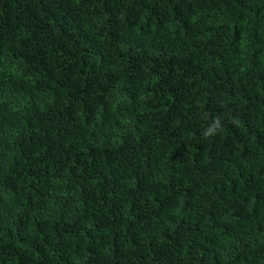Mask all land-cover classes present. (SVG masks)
Instances as JSON below:
<instances>
[{"label": "trees", "instance_id": "obj_1", "mask_svg": "<svg viewBox=\"0 0 264 264\" xmlns=\"http://www.w3.org/2000/svg\"><path fill=\"white\" fill-rule=\"evenodd\" d=\"M0 264H264V0H0Z\"/></svg>", "mask_w": 264, "mask_h": 264}, {"label": "clouds", "instance_id": "obj_2", "mask_svg": "<svg viewBox=\"0 0 264 264\" xmlns=\"http://www.w3.org/2000/svg\"><path fill=\"white\" fill-rule=\"evenodd\" d=\"M233 122L238 123L236 121H233ZM224 130L225 129L223 127V122H222L221 117L216 116L215 118L212 119L211 123L205 127L204 131L202 132V136L205 139H208V138L215 137L216 135L223 133Z\"/></svg>", "mask_w": 264, "mask_h": 264}]
</instances>
